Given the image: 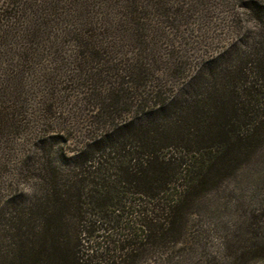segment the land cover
<instances>
[{"label": "trees", "instance_id": "obj_1", "mask_svg": "<svg viewBox=\"0 0 264 264\" xmlns=\"http://www.w3.org/2000/svg\"><path fill=\"white\" fill-rule=\"evenodd\" d=\"M97 1L0 0V75L6 77L0 79V132L14 129L19 115L4 108L11 101L16 108L19 77L6 52H17L19 62L33 60L39 45L54 48L65 39L79 49V62L89 54L105 65L101 37L112 27L127 29L133 45L144 46L143 0ZM147 1L150 9L166 12L159 0ZM98 6L115 11L119 24L107 16L94 20ZM242 9L253 30L225 58L201 65L182 98L153 92V107L141 106L72 158L60 156L59 166L50 158L52 143L37 140V189L28 207L9 201L13 213L0 235V264H264V227L253 213L221 237L215 254L204 253V230L192 246L201 200L220 191L238 161L264 144V2L248 0ZM69 19L74 25L66 24ZM59 26L61 35L51 33ZM134 64L139 67L125 72L139 88L142 63ZM107 98L112 103L105 109L121 100L111 90ZM177 246L185 257L174 261ZM194 248L201 251L195 262Z\"/></svg>", "mask_w": 264, "mask_h": 264}, {"label": "rangeland", "instance_id": "obj_2", "mask_svg": "<svg viewBox=\"0 0 264 264\" xmlns=\"http://www.w3.org/2000/svg\"><path fill=\"white\" fill-rule=\"evenodd\" d=\"M159 1L166 12L154 11L153 7L149 8L151 2L142 1L148 6L144 46L133 45L134 39H129L127 29L112 27L105 39L101 37L106 43L102 45L106 52L104 59H108L105 65L93 61L89 54H84L79 62V49L65 39L54 48L46 43L39 45L38 55L33 60L19 62L17 52L14 55L6 52L9 54L6 58L10 57L14 66L12 71H17L19 77L13 88L16 108L11 100L4 108L10 107L19 115L14 129L0 132L1 236L6 231V220L13 213L9 201L13 199L18 205L28 207L37 189L35 169L41 159L38 139L52 143L50 158L59 166L60 156L72 158L87 143L111 131L112 125L132 117L141 106L153 107L158 101V98L153 101V92L162 93L163 99L185 96L188 83L201 65L227 55L243 35L253 30L250 16L242 9L248 0ZM91 15L93 19L107 16L114 25L119 24L116 12L105 7L93 8ZM73 21L69 19L66 24L74 25ZM20 27L14 31L15 35L20 33ZM61 28L54 27L50 31L59 36ZM150 61H154V65ZM140 62L138 88L127 72L132 65L137 66L134 63ZM1 78L6 79L3 74ZM110 90L121 100L105 109L106 104L112 103L107 98ZM0 95L4 97L1 92ZM252 152L253 157H243L232 174L224 178L220 191L204 196L199 215L192 218L191 231L195 238L192 246L200 241L196 233L204 230L206 237L201 240L206 245V255L220 251L221 237L235 232L236 226L252 217V213L264 227V144ZM7 245L8 242L2 247ZM178 248L172 253L174 261L185 257ZM192 253V261L201 259L197 248ZM3 255L0 248V259ZM149 264L160 262L155 260Z\"/></svg>", "mask_w": 264, "mask_h": 264}]
</instances>
